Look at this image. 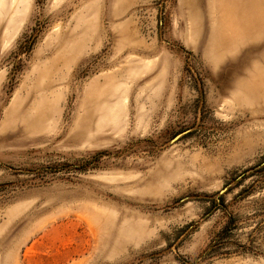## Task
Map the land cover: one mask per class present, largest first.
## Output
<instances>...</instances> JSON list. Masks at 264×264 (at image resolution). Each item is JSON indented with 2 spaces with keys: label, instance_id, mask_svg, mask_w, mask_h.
Listing matches in <instances>:
<instances>
[{
  "label": "rangeland",
  "instance_id": "1",
  "mask_svg": "<svg viewBox=\"0 0 264 264\" xmlns=\"http://www.w3.org/2000/svg\"><path fill=\"white\" fill-rule=\"evenodd\" d=\"M0 264H264V0H0Z\"/></svg>",
  "mask_w": 264,
  "mask_h": 264
}]
</instances>
